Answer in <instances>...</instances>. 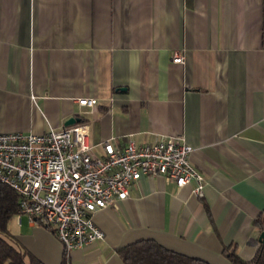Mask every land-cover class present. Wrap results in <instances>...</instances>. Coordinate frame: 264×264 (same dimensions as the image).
I'll list each match as a JSON object with an SVG mask.
<instances>
[{
	"label": "crops",
	"instance_id": "obj_1",
	"mask_svg": "<svg viewBox=\"0 0 264 264\" xmlns=\"http://www.w3.org/2000/svg\"><path fill=\"white\" fill-rule=\"evenodd\" d=\"M182 52L184 62L173 61ZM99 106L79 114L78 98ZM89 125L97 154L182 134L206 179L143 176L94 215L104 238L72 264H125L154 239L210 264L254 257L264 232V0H0V133ZM73 123V124H75ZM71 125V124H70ZM9 228L45 264L64 247L28 215Z\"/></svg>",
	"mask_w": 264,
	"mask_h": 264
},
{
	"label": "built area",
	"instance_id": "obj_2",
	"mask_svg": "<svg viewBox=\"0 0 264 264\" xmlns=\"http://www.w3.org/2000/svg\"><path fill=\"white\" fill-rule=\"evenodd\" d=\"M184 62L182 52L173 57ZM79 114L99 106L94 96L78 98ZM90 128L79 122L48 131L0 133V182L20 195L17 216L53 231L67 253L104 238L97 211L117 208L143 176H163L179 187L197 181L203 195L206 179L190 159L192 147L182 134L139 144L130 139L117 148L111 139L97 154L89 143Z\"/></svg>",
	"mask_w": 264,
	"mask_h": 264
},
{
	"label": "trees",
	"instance_id": "obj_3",
	"mask_svg": "<svg viewBox=\"0 0 264 264\" xmlns=\"http://www.w3.org/2000/svg\"><path fill=\"white\" fill-rule=\"evenodd\" d=\"M20 195L10 185L0 182V264H45L12 234L9 223L17 214ZM125 264H210L202 259L174 251L154 239H139L118 249ZM230 264H264V243L257 254L245 259L234 247H226ZM61 264H72L64 251Z\"/></svg>",
	"mask_w": 264,
	"mask_h": 264
},
{
	"label": "water",
	"instance_id": "obj_4",
	"mask_svg": "<svg viewBox=\"0 0 264 264\" xmlns=\"http://www.w3.org/2000/svg\"><path fill=\"white\" fill-rule=\"evenodd\" d=\"M80 120V118H77V117H71L70 119H68V121H67V125H70V124H73V123H75L76 121H79ZM260 240L262 241V242H264V232H262V234H261V236H260Z\"/></svg>",
	"mask_w": 264,
	"mask_h": 264
}]
</instances>
